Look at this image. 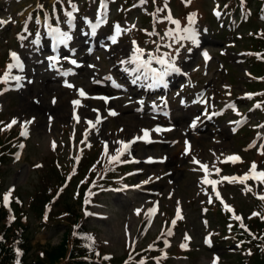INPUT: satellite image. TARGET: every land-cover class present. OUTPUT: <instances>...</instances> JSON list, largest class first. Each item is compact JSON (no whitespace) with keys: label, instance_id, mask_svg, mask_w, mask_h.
Listing matches in <instances>:
<instances>
[{"label":"rangeland","instance_id":"rangeland-1","mask_svg":"<svg viewBox=\"0 0 264 264\" xmlns=\"http://www.w3.org/2000/svg\"><path fill=\"white\" fill-rule=\"evenodd\" d=\"M64 1L72 2L69 9L61 8ZM223 1L161 0L163 12L156 0L143 4L141 0H105L106 22L93 37L86 21L97 22L100 0H0V21H5L0 24V69H5L0 70V77L13 63L10 53L15 52L24 65L23 71L12 70V75L23 77L22 87L17 88L15 82L0 83V128L17 121L8 128L13 134L6 133L9 145L13 143L16 150L0 172L1 190L4 196L10 194L8 201L19 196L28 213L30 255L61 242L65 228L50 223L44 226L35 209L41 208L60 183V168L71 161L78 164L79 151L89 148L94 149L89 157L105 159L109 171L128 165L119 175L117 188L91 195L93 204L87 211L79 203L75 207L83 213L84 223L108 261L118 264L129 257L123 264H248V255L237 253L238 245L227 237L219 209L232 207L234 215L247 221L256 201L264 204L258 198L264 194V184L251 178L244 184L224 180L213 191L211 184L202 183L204 170L192 162L195 157L207 165V178L215 181L243 177L253 162L257 172L264 171V98L259 91L264 84L247 75L251 64L258 63L252 55L247 63L244 53L254 42L250 33L264 26V7L263 12H256L260 5L253 3L250 22L227 25L236 33L231 28L225 33ZM245 1L240 0L242 5ZM73 5L75 19L70 27L65 14L73 11ZM169 13L181 28L189 27L188 17L195 14L191 27L197 32L198 45L182 41L179 46L165 35L176 27L165 19ZM244 13L250 16L246 11L239 15ZM116 25L124 31L112 44L109 37ZM49 27L72 36L58 53L52 50ZM254 37L261 45V35ZM176 46L179 53L169 54ZM137 47L143 50V60L149 59V53L174 59L180 73L165 76L168 91L160 85L153 93L150 80L134 79L137 65L129 61ZM49 56H59L56 68L50 67ZM72 59L80 66L71 64ZM150 67L162 70L155 60ZM254 67L253 73L260 75L261 67ZM62 72L74 74L65 77ZM65 80L74 87H66ZM80 89L86 97L78 94ZM77 100L80 105L74 106ZM236 109L245 110L238 113ZM26 121L31 123L24 136ZM157 127L169 130L156 132ZM143 130L149 131L150 143L137 140L119 162L109 163V157L121 148L118 141L129 143L142 137ZM233 155L239 156L240 162H224ZM75 188L69 195L73 203ZM214 205L218 210H212ZM178 210L182 218L177 217ZM209 238L210 244L206 243ZM161 242L171 255L156 251ZM185 244L187 247H182ZM135 248L152 257L147 262L134 260Z\"/></svg>","mask_w":264,"mask_h":264},{"label":"trees","instance_id":"trees-1","mask_svg":"<svg viewBox=\"0 0 264 264\" xmlns=\"http://www.w3.org/2000/svg\"><path fill=\"white\" fill-rule=\"evenodd\" d=\"M253 3L260 5L258 9L264 7V0H246L243 5L240 0H225L223 10L229 14H235L239 10L250 12L253 10ZM259 34L263 41L261 45V40L254 37ZM249 39L254 42L250 44L252 48L244 50L248 53L246 61L248 63L249 59L254 56L258 63L255 65L261 67V74L257 76L253 73L252 69L256 68L255 65L248 73L260 81H264V28L260 26L250 33ZM250 55L252 56L250 57ZM259 91L264 92V88ZM262 98H264V93H262ZM261 105L264 109V99ZM6 133L10 134V131L8 129L0 131V135L3 137L0 140V172L6 164L7 158L14 153L16 148L13 143L9 145ZM78 158L80 159L78 164L69 162L60 168L61 171L58 174L60 183L45 197L41 208L35 209L38 212L40 223L44 226L50 223L65 228L61 242L55 247H41L31 255L32 247L29 238L31 223L28 221V213L23 210L22 200L19 196L10 198L7 205L5 204L0 176V264H106L102 259L101 250L94 235L83 224L84 216L75 207L76 203H79L86 208L88 206L87 199L92 193L114 186L118 183V174L124 171L115 168L107 173L106 164L102 159L92 160L84 151ZM91 160V163L94 164L92 167L88 164ZM73 187H76L74 203L69 198L70 189ZM256 203L247 221H235L231 219L227 211L223 208L219 209L223 215L227 235L238 245L237 252L249 254L246 260L248 264H264V204L259 201ZM212 210L216 211L218 207L214 205ZM163 246L161 242L155 247L166 255H171V251L163 249ZM145 252L147 251L135 250L136 255L140 256V260L152 257L145 255L147 254ZM122 262L123 260H119V263Z\"/></svg>","mask_w":264,"mask_h":264},{"label":"snow or ice","instance_id":"snow-or-ice-1","mask_svg":"<svg viewBox=\"0 0 264 264\" xmlns=\"http://www.w3.org/2000/svg\"><path fill=\"white\" fill-rule=\"evenodd\" d=\"M145 2V0H141V4H143ZM167 2V0H165V3ZM186 3H189L190 0H185ZM73 11L72 12H67L65 15L68 18V22L69 25L71 27V23L72 21L75 19V17L73 16V12L76 11V7L75 5L72 6ZM158 11H160L158 9ZM106 13H107V4L105 3V0H100V9L98 10V14H97V22L96 23H92L90 21H86V23L88 24V26L91 29V36H96L97 33V28H99L101 26V24L106 22ZM155 15V14H154ZM216 15L219 17L220 13L216 12ZM165 19L174 24L176 27L174 30H169L168 32L165 33V35L173 40V42L175 43H181L182 41H190L193 45H198L199 41L197 39V32L196 30L191 27L192 24L195 23V14H191L188 17L189 20V27H184L181 28L179 21L172 19L171 14L169 13ZM5 23V21H0V24ZM134 27V26H133ZM130 30V29H129ZM122 31H124L120 25H116L114 28V34L109 37L110 41L112 44L117 43L118 38L120 37ZM48 34L53 38L54 40V50L56 48H58L60 45H64L65 47H67L68 42L72 40V36L68 33V32H62L60 30V28L58 27H49V31ZM155 34V33H153ZM85 35H88V33H85ZM25 37H21V39H24ZM38 44V40L35 42ZM135 43V42H134ZM181 46L182 43H181ZM168 47H172V45H168ZM177 54L179 53V49H176ZM205 55V59H207V53H204ZM11 59L13 61V63L7 65V70L4 74L3 77H0V83L4 84V85H8L10 82H15V85L17 88H20L23 86L22 84V80L23 77L20 75H12V70L13 69H17L20 71H23L24 65L21 63L20 58L17 56V54L15 52L10 53ZM149 59L148 60H143V50L140 48H135L134 49V55L131 59V61H129L130 63H134L137 65V67L133 70L135 73L134 79L137 81L140 80H144V81H151V83L149 84L150 87H156V86H160V85H164L166 86V81H165V76L169 75L170 73H180V69L178 67L175 66V62L174 59H166L164 57H154L151 53L148 54ZM65 59H68L67 57H65ZM48 60L50 61V67L52 68H56V65L59 63L60 58L59 56H49ZM153 60H155L156 63L160 64L162 66V70L161 71H157L156 69H153L150 67V65L152 64ZM71 64L75 65L76 67H79L80 65L77 64L76 60L72 59L69 61ZM90 67H92L90 65ZM141 69H144L145 71L142 73ZM57 71H59V69H57ZM61 75L67 77L69 75H73L74 73L72 72H62L60 73ZM110 79V77L108 78ZM30 82V81H29ZM96 83H99V81H96ZM65 86L69 87V88H73L74 85L68 83L67 80H65ZM116 87H119V85H115ZM8 89L5 88V91H7ZM2 94V93H0ZM78 94L81 97H86V93L80 89L78 90ZM101 99H105L107 100V98H101ZM74 106L80 105V101H73ZM229 107H233L234 105H230ZM257 107H259V105H257ZM111 115H116L115 112H111ZM78 120V118H77ZM17 123V121L15 119H13L6 127L11 128L13 125H15ZM31 123L30 121H26L24 122V131H22L21 135L27 136V124ZM92 122L89 121V124H91ZM195 126V125H193ZM169 129H161L159 127H157L154 131L156 132H161V131H166ZM149 131L148 130H143V136L142 137H136L134 138L133 141L129 142V143H124V142H120L118 141L117 143L121 144V148L118 149L115 153V155L110 156L109 157V163L112 162H119L120 161V157L124 154V152H126L130 147H131V143H135L137 140H144L146 142H151L149 139ZM187 145V142H185ZM190 151V145L186 147V154ZM105 154L107 155V145H105ZM264 154V153H262ZM192 162L194 164H198L200 166L201 169L204 170L205 172V177L202 181V183L205 184H211L213 187V191H215V187L217 183H220L224 180H227L230 183H241L244 184L247 180L251 179H255L258 183L260 184H264V171H259L257 172V166L255 164V162H253V164L251 165V168L249 170V173L245 174L243 177H221L220 181H215V180H209L207 177L208 175H210V173L208 172V166L205 164H202L201 162L197 161L195 159V157H193ZM224 162H232V163H236V162H240V157L233 155L231 157H227L226 160ZM216 174L219 175V169H216ZM246 191H251L250 188L246 187ZM10 195V194H9ZM9 195H6L4 197L5 200V204L7 205L8 200H9ZM217 197H219V193L217 192ZM258 198L261 200H264V194H260L258 195ZM209 203H211V198L208 201ZM231 210V209H229ZM155 209H152L151 212H154ZM137 214H139V210L137 211ZM256 215V214H254ZM177 217L178 218H182L180 216L179 210L177 212ZM235 219L239 220L241 219L240 217H235ZM175 220H173V226L175 225ZM231 227V226H230ZM241 227H243V224H241ZM247 230V229H245ZM169 235H171V232L169 231L168 233ZM190 237L185 236V240H189ZM167 243V242H165ZM206 243H211L210 238L206 240ZM182 247L186 248L187 245H182ZM215 264V262H214Z\"/></svg>","mask_w":264,"mask_h":264},{"label":"bare ground","instance_id":"bare-ground-1","mask_svg":"<svg viewBox=\"0 0 264 264\" xmlns=\"http://www.w3.org/2000/svg\"><path fill=\"white\" fill-rule=\"evenodd\" d=\"M149 159H150L151 161H153V159H156V158L149 157Z\"/></svg>","mask_w":264,"mask_h":264}]
</instances>
